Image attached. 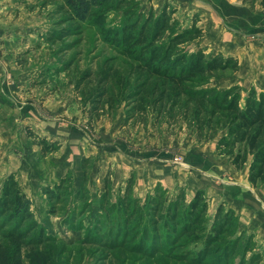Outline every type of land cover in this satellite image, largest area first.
<instances>
[{"label": "rangeland", "instance_id": "rangeland-1", "mask_svg": "<svg viewBox=\"0 0 264 264\" xmlns=\"http://www.w3.org/2000/svg\"><path fill=\"white\" fill-rule=\"evenodd\" d=\"M131 2L144 16L156 15L164 8L176 11L166 0ZM60 5L58 0H0V191L5 179L13 175L30 200L34 221L43 228L42 246L61 264H264L254 233L240 228L232 209L236 221L225 234L216 236L214 243L196 231L168 235L163 228L152 229L148 222L127 227L130 219H123L120 208L112 214L104 210L110 204L119 207L125 194V185H105L106 175H113L107 156L111 146L114 152L134 147L129 138L133 125L143 117L135 114L130 95L147 76L140 73L135 61L123 55L121 47L108 41L110 32L120 30L123 24L124 8L108 11L103 26L98 27L92 22L73 24ZM171 16L178 20V26L190 27L195 22L197 27L195 19L190 24L183 17ZM248 38L253 40L254 36ZM198 39L184 44V49L196 51ZM259 49L263 47L256 46L257 54H263ZM248 74L244 66L228 69L207 78L206 83L193 85V89H225L238 82L243 101L250 90ZM153 86L158 92L164 87L157 78L148 81L143 94L151 100L155 99L151 96ZM103 87L105 98L97 104L93 102L95 94ZM150 115L144 118L151 127L162 123L166 133L178 136L191 132L192 128L181 121V114L178 122L170 124L155 122L154 114ZM112 126L115 134L119 132L116 137L108 135ZM38 140L52 151L45 153ZM184 152L180 148L176 154ZM175 157L182 159L181 155ZM237 172L240 177L244 175L242 170ZM62 181H66L65 187L56 198L45 194L46 189L61 186ZM153 188L140 193L131 188L130 198L144 206L148 196L155 193ZM162 188L167 191L166 202L181 189L186 194L184 185ZM252 189L264 190V182ZM105 190L108 204L102 202ZM81 193L84 197L78 198ZM204 197L208 201V228L217 205L205 192ZM220 206L222 217L228 208ZM11 228L3 225L0 244L7 243L4 234ZM30 235L25 241L31 239L32 243V238L39 237Z\"/></svg>", "mask_w": 264, "mask_h": 264}, {"label": "trees", "instance_id": "trees-1", "mask_svg": "<svg viewBox=\"0 0 264 264\" xmlns=\"http://www.w3.org/2000/svg\"><path fill=\"white\" fill-rule=\"evenodd\" d=\"M58 1L61 2V12H65L73 24L92 22L98 27L103 26L108 11L124 8L123 24L120 30L110 32L108 41L121 47L123 55L135 61L140 73L147 76L138 82L136 90L130 95L135 114L143 117L138 122L145 123L147 118L144 115L150 113L154 114V121L170 124L175 120L178 122L177 116L181 114V121L195 130L198 140L218 138L216 154L229 156L230 164L237 171L242 170L251 157L248 182L253 187L264 182V93L250 88L242 101L241 88L237 85L225 89H193V85L206 83V79L215 73L238 68L235 59L221 55L209 58L203 50L188 52L184 49V44L203 35V30L196 27L195 22L190 27L178 26V20L171 16L175 12H168L166 8L156 15L149 13L144 16L136 10L137 4H132L131 0ZM261 4L264 7V0H261ZM164 36L166 41L161 42ZM152 78L161 80L164 85L159 92L153 86L151 96L155 95L154 100L143 94L144 87ZM105 95L103 87L95 94L97 98L93 102L100 103ZM92 109H97V106ZM38 143L45 153L52 151L43 140H38ZM85 163L83 159L84 179ZM104 182L106 187L111 184L109 175H106ZM64 183L66 181H62L61 186L46 189L45 194L56 198L58 191L65 187ZM132 183L133 175L127 180L119 207L114 204L104 207L109 214L120 208L123 219H130L127 227L135 222L141 225L148 222L152 229L158 231L163 228L168 235L178 231L185 234L196 231L207 238L208 243H214V238L225 234L229 225L236 221L234 212L229 209L220 217L222 208L219 205L207 228L208 201L202 190L196 191L192 199L187 201L181 189L166 202L167 191L159 183L153 188V196L147 197L149 200L143 204L144 208L139 205V200L130 198ZM82 195L78 198L84 197ZM107 197L108 191L105 190L102 198L105 204H108L105 201ZM3 225H12V228L4 234L7 243L0 244V264H61L51 250L42 246L43 228L34 221L30 200L19 188L13 175L5 179L0 191V230H3ZM35 234L39 237L32 238ZM29 235L32 243L31 239L25 241Z\"/></svg>", "mask_w": 264, "mask_h": 264}, {"label": "crops", "instance_id": "crops-1", "mask_svg": "<svg viewBox=\"0 0 264 264\" xmlns=\"http://www.w3.org/2000/svg\"><path fill=\"white\" fill-rule=\"evenodd\" d=\"M166 1L171 8H176L175 17H183L190 24L193 19L197 20V27L203 30L197 50L237 60L238 68L244 66L249 70L247 89L253 87L264 93V7L261 0ZM250 35L254 36L253 40H249ZM258 45L263 47L258 51L263 54L255 51ZM233 85L241 88L238 82L228 87ZM146 122L133 125L129 138L133 148L114 152L115 148L111 146L107 157H110L114 185L126 186L133 175L132 190L136 193L150 190L157 183L164 187L184 185L188 199L196 191L204 190L217 207L224 204L225 208L236 213L241 229L254 233L258 250L264 257V190H253L247 180L251 158H248L242 169L244 175L240 177L230 164L229 156L216 154L218 138L200 141L193 129L187 134L182 133L181 137L177 133H166V126L162 123L151 127ZM108 133L111 137L119 134H115L113 126ZM175 147L179 148L174 150ZM180 148L185 152L176 154ZM175 155H181L184 163L174 162Z\"/></svg>", "mask_w": 264, "mask_h": 264}, {"label": "built area", "instance_id": "built-area-1", "mask_svg": "<svg viewBox=\"0 0 264 264\" xmlns=\"http://www.w3.org/2000/svg\"><path fill=\"white\" fill-rule=\"evenodd\" d=\"M174 162L180 164V163H182V159L180 157H175Z\"/></svg>", "mask_w": 264, "mask_h": 264}]
</instances>
